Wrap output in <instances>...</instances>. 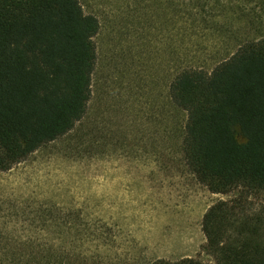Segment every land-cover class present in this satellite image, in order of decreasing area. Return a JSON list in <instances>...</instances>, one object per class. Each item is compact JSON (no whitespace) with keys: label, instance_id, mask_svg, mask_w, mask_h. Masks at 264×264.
Here are the masks:
<instances>
[{"label":"trees","instance_id":"obj_1","mask_svg":"<svg viewBox=\"0 0 264 264\" xmlns=\"http://www.w3.org/2000/svg\"><path fill=\"white\" fill-rule=\"evenodd\" d=\"M134 2L149 10L150 25L162 14L171 26L169 98L184 112L185 165L211 192H236L204 213L212 260L151 264H264V0ZM100 27L81 0H0V171L78 130L92 99ZM51 212L45 224L64 226L66 236L49 231L42 243L35 233L10 234L0 264H122L101 249L108 224L96 229ZM95 233L103 242L91 252L82 245Z\"/></svg>","mask_w":264,"mask_h":264},{"label":"rangeland","instance_id":"obj_2","mask_svg":"<svg viewBox=\"0 0 264 264\" xmlns=\"http://www.w3.org/2000/svg\"><path fill=\"white\" fill-rule=\"evenodd\" d=\"M81 3L101 24L88 114L76 132L0 171V242L10 234L35 233L42 243L49 231L65 235L64 226L45 224L52 209L96 229L108 224L101 249L114 262H208L204 213L236 192H211L180 153L184 112L169 98L171 26L162 14L150 25L149 10L134 0ZM88 239L81 245L91 252L103 242L96 233Z\"/></svg>","mask_w":264,"mask_h":264}]
</instances>
